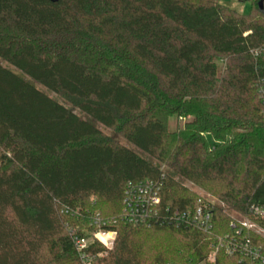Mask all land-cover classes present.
<instances>
[{
	"label": "trees",
	"instance_id": "trees-1",
	"mask_svg": "<svg viewBox=\"0 0 264 264\" xmlns=\"http://www.w3.org/2000/svg\"><path fill=\"white\" fill-rule=\"evenodd\" d=\"M246 1L0 0V59L23 74L0 62V264H82L70 228L117 217L130 182H162L163 212L197 204L187 183L227 210L208 234L118 219L93 264H198L264 206V4ZM150 231L171 239L156 254Z\"/></svg>",
	"mask_w": 264,
	"mask_h": 264
},
{
	"label": "built area",
	"instance_id": "built-area-1",
	"mask_svg": "<svg viewBox=\"0 0 264 264\" xmlns=\"http://www.w3.org/2000/svg\"><path fill=\"white\" fill-rule=\"evenodd\" d=\"M261 93L264 99V87L261 88ZM162 187V182L153 179L130 182L124 191L122 212L117 217L104 218L96 212L91 217L94 229L85 227L78 233L70 228L81 263L93 264L91 247L94 243L99 242L107 248L113 247L118 219L134 225L167 223L186 226L208 234L214 230L216 211L227 210L221 200L199 196V201L191 208H167L163 212ZM65 212L68 210L65 209ZM231 218V231L220 236L217 243L211 244V251L202 262L217 264L218 252L223 249L227 255L239 259V264H264V227L259 224V220L264 219V206L251 205L247 215L233 212Z\"/></svg>",
	"mask_w": 264,
	"mask_h": 264
},
{
	"label": "rangeland",
	"instance_id": "rangeland-1",
	"mask_svg": "<svg viewBox=\"0 0 264 264\" xmlns=\"http://www.w3.org/2000/svg\"><path fill=\"white\" fill-rule=\"evenodd\" d=\"M223 3L228 5L230 8L236 10L237 12H240L242 14H249L252 10V3L250 1H246V0H223ZM254 9H257L256 4H254ZM0 62L10 68L11 70H13L14 72H16L19 75H23L16 67L10 65L9 63L3 61L2 59H0ZM223 67V63L219 62V70L221 71ZM29 79V78H28ZM38 87L46 90L44 87H42L41 85L37 84ZM51 96H53L54 98L67 103L69 105H71L70 102H68V100L66 99L65 96L63 95H59L53 92H49L48 90H46ZM77 111L79 112V110L77 109ZM80 115H82L83 117H85V115L83 113H79ZM186 120L183 118H179L177 116H173L172 118H170L169 123H168V128L170 131H177L179 128L184 127ZM103 130L107 133L110 132L109 129L102 127ZM211 140V138H209ZM124 141V140H122ZM127 145L130 148L135 149L134 145L132 144H128ZM188 187L190 190H192L194 193H196L198 196H206L209 199H213L215 200L216 197L211 194L209 191L205 190L204 188L195 186L193 184L187 183ZM94 198H92L93 200ZM100 211H102L103 213H107V214H111L112 213V206L110 205H104L102 208L99 209ZM98 211V212H100ZM120 214V213H118ZM147 226V225H145ZM148 227V226H147ZM147 237V244L148 246H156V248H149V250L151 249V251H153L152 254H156L157 251H161L164 248L167 247V245L170 242V238L168 237V234H166L163 231H150V233L146 234ZM211 250V249H210ZM156 251V252H154ZM210 253V252H209ZM203 261V260H202ZM200 261L198 264H208L206 262H202Z\"/></svg>",
	"mask_w": 264,
	"mask_h": 264
},
{
	"label": "water",
	"instance_id": "water-1",
	"mask_svg": "<svg viewBox=\"0 0 264 264\" xmlns=\"http://www.w3.org/2000/svg\"><path fill=\"white\" fill-rule=\"evenodd\" d=\"M263 4H264V0H259V6L261 9L263 8Z\"/></svg>",
	"mask_w": 264,
	"mask_h": 264
}]
</instances>
